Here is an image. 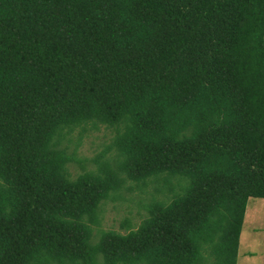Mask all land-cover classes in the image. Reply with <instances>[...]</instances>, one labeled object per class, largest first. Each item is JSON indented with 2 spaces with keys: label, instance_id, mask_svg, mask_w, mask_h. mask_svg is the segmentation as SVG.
Instances as JSON below:
<instances>
[{
  "label": "trees",
  "instance_id": "1",
  "mask_svg": "<svg viewBox=\"0 0 264 264\" xmlns=\"http://www.w3.org/2000/svg\"><path fill=\"white\" fill-rule=\"evenodd\" d=\"M87 123L115 127V167L70 177L62 140ZM163 171L181 193L92 240L103 199ZM249 196L264 0H0V264H236Z\"/></svg>",
  "mask_w": 264,
  "mask_h": 264
},
{
  "label": "rangeland",
  "instance_id": "2",
  "mask_svg": "<svg viewBox=\"0 0 264 264\" xmlns=\"http://www.w3.org/2000/svg\"><path fill=\"white\" fill-rule=\"evenodd\" d=\"M115 133V127L104 123L98 127L87 123L85 129L80 125L75 126L66 133L62 145H66V151L74 155L73 160L67 163L69 176L75 177L88 169L98 171L104 161L115 167L116 149L110 147ZM163 174L165 176L161 178ZM154 177L157 178L155 182L149 180L147 183L143 179L125 178L116 191L102 200L98 208L100 223L92 225L93 241L98 238L100 229L112 228L125 232L128 227H136L147 215L146 201L153 196L168 201L172 193H181L188 184V177L179 173L163 171ZM154 186L163 190H157ZM204 254L208 256L207 252ZM206 259L211 261L212 256ZM236 264H264V197H248Z\"/></svg>",
  "mask_w": 264,
  "mask_h": 264
}]
</instances>
